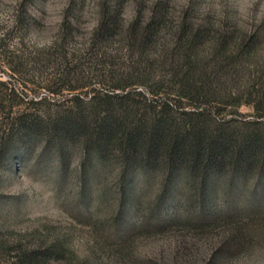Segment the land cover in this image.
<instances>
[{"label":"rangeland","instance_id":"obj_1","mask_svg":"<svg viewBox=\"0 0 264 264\" xmlns=\"http://www.w3.org/2000/svg\"><path fill=\"white\" fill-rule=\"evenodd\" d=\"M103 9H115L123 26L156 9L167 25L187 18L231 36L254 35L251 62H264V0H0V122L9 105L40 114L65 103L70 88L127 82L132 56L119 35L88 47ZM136 90L147 101L161 98L149 87ZM218 117L239 130L256 118L249 104ZM4 127L0 264H16L15 245L46 250L44 264H264V169L233 177L223 169L207 182L178 175L160 199L161 169L123 176L115 154L97 162L76 143L60 159L59 144L40 136L8 141Z\"/></svg>","mask_w":264,"mask_h":264},{"label":"trees","instance_id":"obj_2","mask_svg":"<svg viewBox=\"0 0 264 264\" xmlns=\"http://www.w3.org/2000/svg\"><path fill=\"white\" fill-rule=\"evenodd\" d=\"M167 24L156 9L126 26L115 9H103L88 47H100L119 35L132 56L127 82L85 93L70 88L65 103L40 114L9 105L0 122L8 141L40 136L45 144H59L60 159L66 145L79 143L83 154L97 162L115 154L123 176L128 170L161 169L160 199L178 175L189 183L207 182L223 169L232 177L253 167L264 169V126H259L264 125V62H251L254 35L231 36L187 18ZM151 68L157 72H148ZM134 74L143 77L140 83L130 80ZM138 85L161 95L160 100L147 101ZM243 104L252 105L256 117L247 129H232L231 120L218 117L223 108ZM5 148L1 144L0 159ZM12 250L16 264H44L46 250L20 245Z\"/></svg>","mask_w":264,"mask_h":264}]
</instances>
